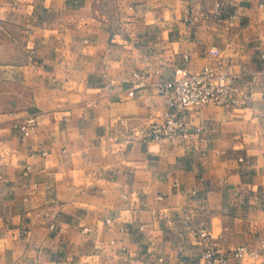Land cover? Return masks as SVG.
<instances>
[{
    "label": "crops",
    "instance_id": "1",
    "mask_svg": "<svg viewBox=\"0 0 264 264\" xmlns=\"http://www.w3.org/2000/svg\"><path fill=\"white\" fill-rule=\"evenodd\" d=\"M212 48L247 105L147 138ZM263 54L264 0H0V264H264Z\"/></svg>",
    "mask_w": 264,
    "mask_h": 264
},
{
    "label": "built area",
    "instance_id": "2",
    "mask_svg": "<svg viewBox=\"0 0 264 264\" xmlns=\"http://www.w3.org/2000/svg\"><path fill=\"white\" fill-rule=\"evenodd\" d=\"M193 20L189 14L187 21ZM210 56L212 60L204 68L189 70L160 85L166 103L160 119L149 125L147 138L156 141L176 137L187 138L189 136L187 121L192 107L211 105L234 108L247 105L249 96L244 94V88L238 82V74L233 66L222 59L221 52L217 48L211 49ZM262 56L264 58V54ZM135 76L140 75L135 73ZM36 127L37 117L33 115L19 125L22 134L26 137L31 135ZM198 133H202V128L198 129ZM194 236L204 243L205 264H230L231 258L254 254L246 246H239L226 252L218 251L211 244L210 231L204 227L197 230Z\"/></svg>",
    "mask_w": 264,
    "mask_h": 264
}]
</instances>
